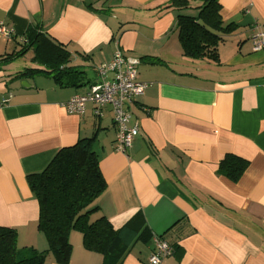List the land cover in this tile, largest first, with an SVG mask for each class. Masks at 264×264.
I'll return each instance as SVG.
<instances>
[{"label":"crops","instance_id":"obj_1","mask_svg":"<svg viewBox=\"0 0 264 264\" xmlns=\"http://www.w3.org/2000/svg\"><path fill=\"white\" fill-rule=\"evenodd\" d=\"M219 1L222 20L236 27L214 61L184 54L168 0H0V23L12 30L0 34V56L38 27L66 45L89 79L61 87L45 74L15 77L28 67L17 62L24 56L0 68V226L15 228L19 245L48 249L27 175L95 134L107 186L89 207L97 208L91 219L104 215L122 229L120 264H149L155 235L173 246L161 264H264V49L252 41L264 31V0ZM118 48L139 60L138 79L151 83L127 104L139 132L125 151L117 149L111 106L96 114L88 103L76 114L63 105L91 90ZM228 153L249 161L237 182L218 172ZM70 240L69 264H102L78 232ZM45 264L60 263L49 255Z\"/></svg>","mask_w":264,"mask_h":264},{"label":"trees","instance_id":"obj_2","mask_svg":"<svg viewBox=\"0 0 264 264\" xmlns=\"http://www.w3.org/2000/svg\"><path fill=\"white\" fill-rule=\"evenodd\" d=\"M167 7L177 12L184 54L194 59L219 61L218 46L236 27L222 20L220 1L202 0L201 5L191 6V0H168ZM189 9L196 13H187ZM22 39L19 50L0 56V68L32 50L34 65L17 72L15 77L45 74L61 87H78L89 82L87 71L73 64L72 52L66 45L38 27H29ZM141 60L159 61L147 55ZM95 139L94 134L61 148L42 171L27 175L30 188L39 201L38 228L48 240V249L20 248L18 231L0 226V264H45L49 254L57 263L69 264L73 250L70 234L74 230L82 233L83 244L88 250L103 255L102 264H120L126 249L122 229L114 228L104 215L91 219L97 208L89 207L107 186L94 149ZM248 165L247 159L228 153L219 163L218 172L237 182Z\"/></svg>","mask_w":264,"mask_h":264},{"label":"built area","instance_id":"obj_3","mask_svg":"<svg viewBox=\"0 0 264 264\" xmlns=\"http://www.w3.org/2000/svg\"><path fill=\"white\" fill-rule=\"evenodd\" d=\"M12 30L0 23V34L10 36ZM254 50L264 49V31L252 36ZM139 60L126 56L118 48L112 59L98 67V80L91 90L83 95H75L63 105L76 114H83L88 103L96 105L95 113L99 114L104 106H111L117 130V149L125 151L138 135L137 125L129 124L131 113L127 104L144 94L150 82L138 79ZM153 251L149 257V264H161L163 259L173 253V248L167 240L155 235L153 237Z\"/></svg>","mask_w":264,"mask_h":264},{"label":"rangeland","instance_id":"obj_4","mask_svg":"<svg viewBox=\"0 0 264 264\" xmlns=\"http://www.w3.org/2000/svg\"><path fill=\"white\" fill-rule=\"evenodd\" d=\"M33 55H34V52H28L27 54H25L24 55V57L22 58V59H19V61H17L18 62V64H19V66L22 68V67H24V66H32L33 65V62H32V60L30 59L31 58V56L33 57ZM23 69V68H22ZM93 74V72H91L90 73V75L89 76H91ZM74 231H76V232H78L80 235H81V237H82V233L80 232V231H78V230H74ZM44 234V233H43ZM45 235V234H44ZM18 245H19V242H18ZM19 247L20 248H25V247H23L22 245H19ZM27 248V247H26ZM49 255H51V254H49ZM48 255V256H49Z\"/></svg>","mask_w":264,"mask_h":264}]
</instances>
